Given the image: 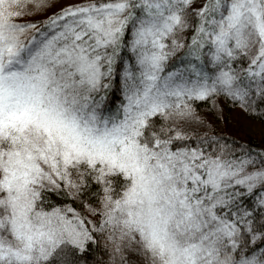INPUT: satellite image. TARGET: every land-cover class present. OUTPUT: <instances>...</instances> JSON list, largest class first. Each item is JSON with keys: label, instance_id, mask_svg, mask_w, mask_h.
Segmentation results:
<instances>
[{"label": "snow or ice", "instance_id": "6c2138e0", "mask_svg": "<svg viewBox=\"0 0 264 264\" xmlns=\"http://www.w3.org/2000/svg\"><path fill=\"white\" fill-rule=\"evenodd\" d=\"M231 109L264 120V0H0V264H264Z\"/></svg>", "mask_w": 264, "mask_h": 264}, {"label": "rangeland", "instance_id": "374dc122", "mask_svg": "<svg viewBox=\"0 0 264 264\" xmlns=\"http://www.w3.org/2000/svg\"><path fill=\"white\" fill-rule=\"evenodd\" d=\"M233 118L238 120V128L236 124H234ZM227 128L229 131L241 136L243 135L246 138H255L262 141V137H264V126H262L259 122L253 120L251 121L245 118L243 113L239 112L237 109H231L229 111V122Z\"/></svg>", "mask_w": 264, "mask_h": 264}, {"label": "trees", "instance_id": "16d2710c", "mask_svg": "<svg viewBox=\"0 0 264 264\" xmlns=\"http://www.w3.org/2000/svg\"><path fill=\"white\" fill-rule=\"evenodd\" d=\"M238 110V109H237ZM239 111V110H238ZM243 113V112H242ZM243 115L245 116V118L249 119V120H253V121H256V122H259L262 126H264V120L256 117V116H250V115H247L245 113H243ZM226 131H229L228 128L226 127L225 129ZM232 132V131H231ZM233 133V132H232ZM233 134H236V133H233ZM236 135H239V134H236ZM242 139H246L250 144H252L253 147H259L261 146L262 144V141H260L259 139H255V138H246L245 136H241L239 135Z\"/></svg>", "mask_w": 264, "mask_h": 264}]
</instances>
